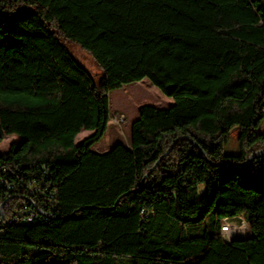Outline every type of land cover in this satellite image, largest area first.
Here are the masks:
<instances>
[{
    "label": "trees",
    "instance_id": "trees-1",
    "mask_svg": "<svg viewBox=\"0 0 264 264\" xmlns=\"http://www.w3.org/2000/svg\"><path fill=\"white\" fill-rule=\"evenodd\" d=\"M143 78L173 103L141 105L129 147L97 152L109 93ZM263 121L264 0H0V142L19 138L0 170L48 166L58 202L54 218L6 227L0 264H263L240 243L252 230L221 232L248 205L264 229V152L247 163Z\"/></svg>",
    "mask_w": 264,
    "mask_h": 264
},
{
    "label": "rangeland",
    "instance_id": "rangeland-1",
    "mask_svg": "<svg viewBox=\"0 0 264 264\" xmlns=\"http://www.w3.org/2000/svg\"><path fill=\"white\" fill-rule=\"evenodd\" d=\"M63 44L67 47L76 61L93 74L95 82H98L100 72L89 52L76 42L65 41ZM172 103V97L163 94L148 78L124 84L121 88L111 91L109 93V108L111 111L110 122L105 134L94 148H99L106 152L117 143H122L129 147L131 140L130 122L138 117V108L144 104L152 105L157 108H166ZM261 130L264 131V121ZM87 131L88 130L81 131L76 136V143L81 142L85 136L90 134V131H88V134L86 135L85 132ZM237 134L238 130L233 128L231 131V141L226 146L227 153L236 154L239 152L238 144L236 142ZM18 139L19 138L16 135L5 136L4 140L0 142V153L6 151L13 140ZM237 216V218L233 219V222L237 224L246 222L245 220L248 218L242 209L238 210ZM248 220L251 225V230L257 238H254L249 242L241 241L240 243L243 245L249 243V246L253 247L254 252H256L253 253L255 259L260 261V257H262L264 264V240H262V238L264 239V229H261L259 238V232L255 230L257 219L250 218ZM247 230L248 227H245L244 232H247ZM246 248L249 250L248 246ZM249 254L252 255L250 251ZM250 259L252 258L250 257Z\"/></svg>",
    "mask_w": 264,
    "mask_h": 264
},
{
    "label": "built area",
    "instance_id": "built-area-1",
    "mask_svg": "<svg viewBox=\"0 0 264 264\" xmlns=\"http://www.w3.org/2000/svg\"><path fill=\"white\" fill-rule=\"evenodd\" d=\"M19 167L11 169L2 167L0 170V202L5 196L20 197L21 203H0V235L9 225H31L36 221H45L58 216L56 200L57 190L50 182V168L41 165L26 174ZM7 199V198H6ZM15 204V206H13ZM248 231L244 232V228ZM221 232L228 242L247 238L251 229L247 222L237 224L233 219L221 221Z\"/></svg>",
    "mask_w": 264,
    "mask_h": 264
},
{
    "label": "crops",
    "instance_id": "crops-1",
    "mask_svg": "<svg viewBox=\"0 0 264 264\" xmlns=\"http://www.w3.org/2000/svg\"><path fill=\"white\" fill-rule=\"evenodd\" d=\"M132 121L133 120H131V122H130V126H131V123H132ZM81 131H84V129L83 130H81ZM85 134L87 135L88 134V131L87 132H85ZM126 146V145H125ZM95 147V146H94ZM128 147V146H127ZM94 150H96L97 152H99V153H101V152H104L103 150H101V149H96V148H94ZM264 203V202H263ZM238 208H240V209H242V211L249 217L250 215H252L253 213H255L254 211H255V208H256V206H242V207H238ZM238 216H236V218H237ZM247 221H248V219H247ZM263 222L262 221H258V225H257V228L259 229V227H262L263 226Z\"/></svg>",
    "mask_w": 264,
    "mask_h": 264
},
{
    "label": "water",
    "instance_id": "water-1",
    "mask_svg": "<svg viewBox=\"0 0 264 264\" xmlns=\"http://www.w3.org/2000/svg\"><path fill=\"white\" fill-rule=\"evenodd\" d=\"M262 152H264V149L261 150V151H258V152H256V153H254V154H252V155L248 158L247 163H250V162L254 159V157H255L256 155H258V154H260V153H262ZM231 165H232V164H231ZM142 183H143V180L140 182V184H142Z\"/></svg>",
    "mask_w": 264,
    "mask_h": 264
}]
</instances>
